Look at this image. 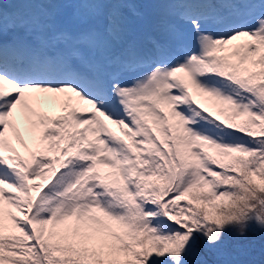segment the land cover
<instances>
[{
    "label": "snow or ice",
    "instance_id": "snow-or-ice-1",
    "mask_svg": "<svg viewBox=\"0 0 264 264\" xmlns=\"http://www.w3.org/2000/svg\"><path fill=\"white\" fill-rule=\"evenodd\" d=\"M0 264H264V0H0Z\"/></svg>",
    "mask_w": 264,
    "mask_h": 264
}]
</instances>
